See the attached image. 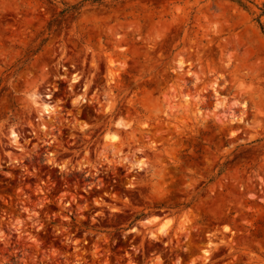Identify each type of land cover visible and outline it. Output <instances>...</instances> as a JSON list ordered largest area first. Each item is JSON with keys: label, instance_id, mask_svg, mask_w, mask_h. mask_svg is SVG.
Segmentation results:
<instances>
[{"label": "rangeland", "instance_id": "374dc122", "mask_svg": "<svg viewBox=\"0 0 264 264\" xmlns=\"http://www.w3.org/2000/svg\"><path fill=\"white\" fill-rule=\"evenodd\" d=\"M242 2L0 0V264H264Z\"/></svg>", "mask_w": 264, "mask_h": 264}, {"label": "bare ground", "instance_id": "6f19581e", "mask_svg": "<svg viewBox=\"0 0 264 264\" xmlns=\"http://www.w3.org/2000/svg\"><path fill=\"white\" fill-rule=\"evenodd\" d=\"M165 224H166L165 222H162V223L160 224V227H159L160 230H164V228H165Z\"/></svg>", "mask_w": 264, "mask_h": 264}, {"label": "trees", "instance_id": "16d2710c", "mask_svg": "<svg viewBox=\"0 0 264 264\" xmlns=\"http://www.w3.org/2000/svg\"><path fill=\"white\" fill-rule=\"evenodd\" d=\"M240 4H243L244 5V3L242 2V0H237Z\"/></svg>", "mask_w": 264, "mask_h": 264}]
</instances>
